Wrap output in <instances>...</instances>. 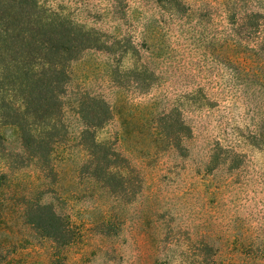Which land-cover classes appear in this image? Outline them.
<instances>
[{"label":"rangeland","instance_id":"rangeland-1","mask_svg":"<svg viewBox=\"0 0 264 264\" xmlns=\"http://www.w3.org/2000/svg\"><path fill=\"white\" fill-rule=\"evenodd\" d=\"M40 5L95 44L69 66L61 126L35 120L60 138L46 163L6 118L19 101H0V264H264V0ZM82 104L108 117L93 130L108 179ZM35 204L73 240L40 234Z\"/></svg>","mask_w":264,"mask_h":264},{"label":"trees","instance_id":"trees-1","mask_svg":"<svg viewBox=\"0 0 264 264\" xmlns=\"http://www.w3.org/2000/svg\"><path fill=\"white\" fill-rule=\"evenodd\" d=\"M40 1L0 0V101H19L6 118L19 129L25 153L46 163L50 145L60 138L57 134L51 139L43 137L35 120L49 119L61 126L69 66L95 43L89 32L48 19ZM81 106L86 126L82 144L92 158L89 166L96 179L101 178L103 169L108 179L105 172L110 156H99L100 145L93 132L108 117L93 106ZM85 108L90 109L85 113ZM26 212L28 222L43 236L63 243L73 240L72 227L51 206L35 204Z\"/></svg>","mask_w":264,"mask_h":264}]
</instances>
